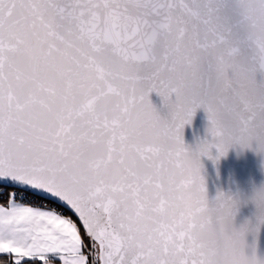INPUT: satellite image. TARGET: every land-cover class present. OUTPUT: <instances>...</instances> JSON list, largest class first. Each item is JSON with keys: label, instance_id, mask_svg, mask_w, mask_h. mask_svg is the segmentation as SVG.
I'll return each instance as SVG.
<instances>
[{"label": "snow or ice", "instance_id": "obj_1", "mask_svg": "<svg viewBox=\"0 0 264 264\" xmlns=\"http://www.w3.org/2000/svg\"><path fill=\"white\" fill-rule=\"evenodd\" d=\"M259 72L264 0H0V264H264L200 163L264 152Z\"/></svg>", "mask_w": 264, "mask_h": 264}, {"label": "water", "instance_id": "obj_2", "mask_svg": "<svg viewBox=\"0 0 264 264\" xmlns=\"http://www.w3.org/2000/svg\"><path fill=\"white\" fill-rule=\"evenodd\" d=\"M257 79L264 80V72L257 73ZM150 98L162 116H170L169 107L164 104L157 92H152ZM209 125L207 111L204 107L198 108L192 121L184 126L185 144L195 148L201 141L211 140ZM211 152V157L208 155L201 157L203 165L201 173L206 182L209 200H215L221 192L238 198L240 203L233 225L236 228L245 224H248L250 228L257 225L258 209L251 197L256 189L264 187V152L256 151L255 142L247 148L233 145L222 156L216 148H213ZM216 157L219 158L216 159ZM34 195L47 200L43 194ZM77 222L79 224V221ZM245 242L247 254L251 255L255 249L257 255L264 258V223L259 224L258 231H248Z\"/></svg>", "mask_w": 264, "mask_h": 264}, {"label": "built area", "instance_id": "obj_3", "mask_svg": "<svg viewBox=\"0 0 264 264\" xmlns=\"http://www.w3.org/2000/svg\"><path fill=\"white\" fill-rule=\"evenodd\" d=\"M16 200L22 203H32L33 205H38L41 203H51L50 201H47L39 196L29 193L24 189H21L16 192ZM62 210L65 211L64 209Z\"/></svg>", "mask_w": 264, "mask_h": 264}, {"label": "clouds", "instance_id": "obj_4", "mask_svg": "<svg viewBox=\"0 0 264 264\" xmlns=\"http://www.w3.org/2000/svg\"><path fill=\"white\" fill-rule=\"evenodd\" d=\"M205 141H207V140H204V141H201L200 143H198V144L196 145L195 148H193V147L187 145L189 152L192 153V154H196V153L199 151V148H200L201 144H203ZM211 154H212V153H211ZM200 163L202 164V162H201V157H200ZM201 174H202V173H201ZM231 196H232V195H231ZM233 197H234V196H233ZM260 223H264V221H262V220L260 219V217L258 216V224L255 225V226H253V227H251V228H250L249 225H248V231H256L257 228L259 227V224H260Z\"/></svg>", "mask_w": 264, "mask_h": 264}, {"label": "trees", "instance_id": "obj_5", "mask_svg": "<svg viewBox=\"0 0 264 264\" xmlns=\"http://www.w3.org/2000/svg\"><path fill=\"white\" fill-rule=\"evenodd\" d=\"M0 202H3V201H0ZM68 214L71 215L70 213H68ZM73 219H75V218L73 217ZM82 235L86 236V233H84L83 229H82ZM0 260H7V256L5 254H1Z\"/></svg>", "mask_w": 264, "mask_h": 264}, {"label": "crops", "instance_id": "obj_6", "mask_svg": "<svg viewBox=\"0 0 264 264\" xmlns=\"http://www.w3.org/2000/svg\"><path fill=\"white\" fill-rule=\"evenodd\" d=\"M0 203H3V202H0ZM0 255H1V254H0ZM56 264H60V262H59V261H57V262H56Z\"/></svg>", "mask_w": 264, "mask_h": 264}, {"label": "rangeland", "instance_id": "obj_7", "mask_svg": "<svg viewBox=\"0 0 264 264\" xmlns=\"http://www.w3.org/2000/svg\"><path fill=\"white\" fill-rule=\"evenodd\" d=\"M89 243H90V241H89Z\"/></svg>", "mask_w": 264, "mask_h": 264}]
</instances>
